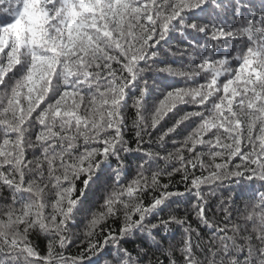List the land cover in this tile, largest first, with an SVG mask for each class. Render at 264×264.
I'll list each match as a JSON object with an SVG mask.
<instances>
[{"label":"snow or ice","instance_id":"6c2138e0","mask_svg":"<svg viewBox=\"0 0 264 264\" xmlns=\"http://www.w3.org/2000/svg\"><path fill=\"white\" fill-rule=\"evenodd\" d=\"M0 264H264V0H0Z\"/></svg>","mask_w":264,"mask_h":264},{"label":"trees","instance_id":"16d2710c","mask_svg":"<svg viewBox=\"0 0 264 264\" xmlns=\"http://www.w3.org/2000/svg\"><path fill=\"white\" fill-rule=\"evenodd\" d=\"M36 243H37L41 248H43V247L45 246V244H46V242L43 240L42 237H41L40 239L36 240ZM129 246H131V245H129ZM72 251L75 252L76 249L73 248Z\"/></svg>","mask_w":264,"mask_h":264}]
</instances>
